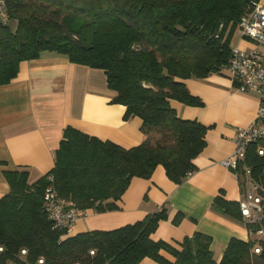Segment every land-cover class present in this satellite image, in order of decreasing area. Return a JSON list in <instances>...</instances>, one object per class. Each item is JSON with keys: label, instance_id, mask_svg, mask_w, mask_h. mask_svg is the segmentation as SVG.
<instances>
[{"label": "trees", "instance_id": "1", "mask_svg": "<svg viewBox=\"0 0 264 264\" xmlns=\"http://www.w3.org/2000/svg\"><path fill=\"white\" fill-rule=\"evenodd\" d=\"M255 1L5 0L10 20L0 24V85L17 76L22 61L43 53L102 69L115 92L111 102L125 106L123 118L141 119L143 140L125 148L67 126L46 174L29 183L26 170L4 171L9 191L0 197V264H138L144 258L159 264H264V238L252 234L259 224L245 222L239 201L222 194L212 208L243 222L251 238H231L219 261L210 236L200 232L178 247L153 240L151 233L167 218L164 208L132 224L75 235L56 227L44 210L48 185L78 209L104 212L118 208L133 177L148 179L157 165L176 184L192 174L209 126L180 118L173 103L202 106L184 79L227 73L232 36ZM261 146L264 141L251 143L244 163L264 185ZM235 172L243 178L241 166ZM182 216L177 213L173 223Z\"/></svg>", "mask_w": 264, "mask_h": 264}, {"label": "crops", "instance_id": "2", "mask_svg": "<svg viewBox=\"0 0 264 264\" xmlns=\"http://www.w3.org/2000/svg\"><path fill=\"white\" fill-rule=\"evenodd\" d=\"M237 34L236 38L235 32L232 36V47L255 46ZM184 83L203 104L173 103L178 116L209 126L206 145L193 160L197 169L181 184L170 180L162 165H157L148 179L133 177L117 201V209H87L68 235L115 229L164 208L167 218L160 220L151 233L153 240L178 247L185 237L200 232L210 236V248L219 261L231 238H251L243 222L214 210L212 202L220 194L234 201L242 197V177L221 162L234 150L237 128L254 119L259 96L239 91L229 73L187 78ZM114 96L102 69L73 63L54 53L22 61L17 76L0 85V197L9 191L4 171L26 170L28 182L32 183L54 166L55 151L67 126L125 148L141 143V119L132 116L125 120V106L111 102ZM177 213L183 216L174 224ZM138 264L159 263L144 258Z\"/></svg>", "mask_w": 264, "mask_h": 264}, {"label": "built area", "instance_id": "3", "mask_svg": "<svg viewBox=\"0 0 264 264\" xmlns=\"http://www.w3.org/2000/svg\"><path fill=\"white\" fill-rule=\"evenodd\" d=\"M9 20L5 0H0V24L7 25ZM238 28L242 37L253 41L255 46L249 49L233 47L225 70L237 81L239 91L254 92L259 96V106L254 119L245 127L237 128L234 150L221 163L233 171L241 166L243 189L239 200L240 212L245 222L259 224L252 234L261 239L264 238V185L253 179L244 159L251 143L264 141V3L260 0L253 2L240 17ZM257 153L264 155V147H259ZM44 210L56 227L67 232L78 218L86 215V210L78 209L61 198L52 185L45 189ZM253 250L259 253L260 246L256 244ZM25 252L21 250L22 254ZM38 263L42 264L43 260L39 259Z\"/></svg>", "mask_w": 264, "mask_h": 264}, {"label": "rangeland", "instance_id": "4", "mask_svg": "<svg viewBox=\"0 0 264 264\" xmlns=\"http://www.w3.org/2000/svg\"><path fill=\"white\" fill-rule=\"evenodd\" d=\"M11 26H12V24H11ZM234 32H235V38H236V36L238 37V34L237 33H240V31L238 30V28H236V30ZM233 37H234V34H233ZM232 44H233V41H232ZM233 46H234V44H233Z\"/></svg>", "mask_w": 264, "mask_h": 264}]
</instances>
